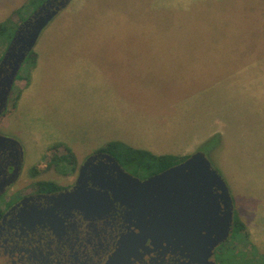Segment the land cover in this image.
<instances>
[{
  "label": "rangeland",
  "instance_id": "1",
  "mask_svg": "<svg viewBox=\"0 0 264 264\" xmlns=\"http://www.w3.org/2000/svg\"><path fill=\"white\" fill-rule=\"evenodd\" d=\"M32 1L27 0L24 5L21 3L3 22L11 28L9 33L0 37V61L8 52L17 30L48 0L37 8ZM75 1L74 6L68 9H78L83 1L87 2V8L96 5L94 17L88 18L82 25L114 27L115 41L120 37L122 41L174 42L190 48L177 51L182 53V57L161 62L163 66L184 69V74L182 71L178 74L184 75V82H178L173 77H156L149 88L151 96L134 100L138 106L147 101L153 111H167L170 118L180 112L192 115L187 118V124L191 126L190 135L196 129L195 123L199 127L198 120L206 118L204 129L210 126L213 133L202 143L201 151L225 181L234 206L233 231L225 245L227 250H222L226 253L221 258L222 264H264V131L258 136L259 140L252 138L251 134L237 138V143L245 147L238 156L222 154L224 146L221 147L219 134H228V143L235 139V130L264 122V0ZM82 11L83 8L75 12L73 20L76 23L81 17L77 14ZM55 20L46 27L38 41H87L77 29L68 32L66 38H63L64 34H57L43 40ZM34 59L33 52L22 64L16 85L29 75ZM16 85L6 115L15 108L19 96ZM214 110L217 113L226 111L227 121L218 117L215 123L211 121L209 124L205 112L213 111L214 116ZM5 119L1 121L3 128ZM28 124L23 126V130L29 128ZM46 129L43 123L40 130L44 133ZM243 132H246L245 129ZM250 132H256V126ZM9 134L21 142L16 134L11 131ZM23 148L27 163L25 175L49 171L42 178L50 180H57V174L67 169L68 175L72 176L91 155L84 153L77 157L74 154L76 163L68 160L66 164L68 151L60 145L32 146V155L28 154L26 147ZM227 149L239 152L238 147L228 146ZM118 154L120 157L117 158L123 165L129 162L125 147L118 149ZM220 253L218 250V257Z\"/></svg>",
  "mask_w": 264,
  "mask_h": 264
},
{
  "label": "crops",
  "instance_id": "2",
  "mask_svg": "<svg viewBox=\"0 0 264 264\" xmlns=\"http://www.w3.org/2000/svg\"><path fill=\"white\" fill-rule=\"evenodd\" d=\"M26 1L0 0V23ZM75 2L71 0L59 12L48 29L52 31L47 33V30L43 40L57 34H64L66 38L68 32L77 29L87 41H38L33 49L35 59L29 75L15 84L19 96L11 114L3 118H6L4 129L16 134L30 155L32 146L60 145L79 157L84 153L93 154L112 142L157 156L188 158L201 151L202 143L213 133L210 126L204 129L206 118L198 120L199 127L194 120L196 129L190 135L187 118L192 115L180 112L170 118L167 111H153L147 101L138 106L134 100L151 96L149 88L156 77H173L184 82V75L178 76L181 71L184 74V69L163 66L161 62L182 57L177 51L190 48L174 42L122 41L120 37L115 41L114 27L82 25L94 17L96 5L87 8V2L83 1L78 9H68ZM82 8L76 23L73 17ZM221 111L214 110V116L213 111L205 112L208 123H215L218 117L227 121L226 111ZM26 123L29 128L23 130ZM43 123L47 126L44 133L40 130ZM255 126L256 132H250ZM263 131L264 122L242 127L235 130V139L228 143L230 136L219 133L221 147L224 146L222 154L240 155L245 147L237 143V138L251 134L259 140ZM228 146L238 147L239 152L227 149Z\"/></svg>",
  "mask_w": 264,
  "mask_h": 264
},
{
  "label": "flooded vegetation",
  "instance_id": "3",
  "mask_svg": "<svg viewBox=\"0 0 264 264\" xmlns=\"http://www.w3.org/2000/svg\"><path fill=\"white\" fill-rule=\"evenodd\" d=\"M30 29L29 25L21 29L0 80V264H222L228 240L213 246L217 235L204 231L179 239L175 233H144L143 219L149 222L153 214L122 202L112 189L128 184L125 173L141 182L156 174L128 169L110 153L91 154L72 176L67 169L57 174V180L42 178L49 171L25 175L23 145L1 124L15 83L6 101L1 91L12 63L24 52ZM137 191L152 202L158 198L155 187ZM220 193L214 191V195ZM88 197L94 202H86ZM219 204V216L225 217L226 200L220 198ZM195 213L188 212L187 220H196ZM185 218L183 211L180 219ZM212 219H216L215 210Z\"/></svg>",
  "mask_w": 264,
  "mask_h": 264
},
{
  "label": "water",
  "instance_id": "4",
  "mask_svg": "<svg viewBox=\"0 0 264 264\" xmlns=\"http://www.w3.org/2000/svg\"><path fill=\"white\" fill-rule=\"evenodd\" d=\"M55 1L58 0H48L21 26L22 29L29 25L31 29L28 31L24 52L12 63L10 74L5 76L6 88L1 91L5 101L12 91L22 64L33 51L41 34L71 0H59L57 6H54ZM21 29L16 33L0 64V80L3 75L2 66L10 57L14 44L19 42L18 37ZM3 107L5 108V104ZM102 156L107 159L112 157L107 154H102ZM125 176L128 179V184H123L119 188L115 187L112 191L122 202L125 201L131 206H139V210H148L153 214L151 221L146 222L143 219L144 233L154 236L175 233L181 239L184 236L187 237V234L189 236L193 233L203 235L205 231L209 236H219L215 239L213 246H218L229 239L234 221V206L230 192L223 178L212 168L210 161L202 151L192 154L185 161L150 177L145 182L126 173ZM150 187H155L158 190V198L153 202L145 194L137 193V189H141V193H145ZM217 190L221 193L214 195V191ZM220 198L226 200V207L229 210L225 217L219 216ZM86 200V202H94L91 197ZM177 203H182V205ZM187 203H193L195 206L193 204L188 206ZM88 209L91 210V208ZM172 210L176 215H171ZM214 210L216 211L215 220L212 219ZM183 211L185 220L180 219ZM188 212L191 215L196 212L197 219L187 220ZM210 219L211 221H209ZM208 222L210 224L206 225Z\"/></svg>",
  "mask_w": 264,
  "mask_h": 264
},
{
  "label": "trees",
  "instance_id": "5",
  "mask_svg": "<svg viewBox=\"0 0 264 264\" xmlns=\"http://www.w3.org/2000/svg\"><path fill=\"white\" fill-rule=\"evenodd\" d=\"M44 2H46V0H33L32 4L35 6V8H37L40 7ZM10 28L11 27L9 26V24L0 23V37L6 33H9L8 30H10ZM33 52L34 51L31 52L30 56H32ZM124 147L127 150V154L129 156L128 158L129 162L126 163L127 165L124 164V166L136 172L146 171L152 175L161 173L189 158L188 157V158H184L183 160H179L180 158L171 155L157 156L147 151L135 150L130 147H126L124 144L119 142L109 143L108 145H106L105 149H101L99 151L107 152L118 157L119 156L118 149L120 148L123 149ZM66 159L69 160L70 162L76 163L75 155L69 149H68V158ZM239 226H242V224H240Z\"/></svg>",
  "mask_w": 264,
  "mask_h": 264
}]
</instances>
